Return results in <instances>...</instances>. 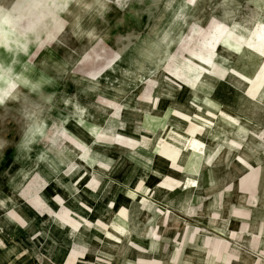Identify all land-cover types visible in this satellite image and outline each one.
<instances>
[{"label":"rangeland","instance_id":"rangeland-1","mask_svg":"<svg viewBox=\"0 0 264 264\" xmlns=\"http://www.w3.org/2000/svg\"><path fill=\"white\" fill-rule=\"evenodd\" d=\"M0 97V260L264 264V0H0Z\"/></svg>","mask_w":264,"mask_h":264},{"label":"crops","instance_id":"crops-1","mask_svg":"<svg viewBox=\"0 0 264 264\" xmlns=\"http://www.w3.org/2000/svg\"><path fill=\"white\" fill-rule=\"evenodd\" d=\"M8 246H10V245H8ZM8 246H7V248H10V249L12 248V247H8ZM10 249H8V250H10ZM8 250L2 249V251H4V253H6ZM20 253H22V249L20 251H18V253L15 254L14 257L11 254H9L5 258V261L0 260V264H32V262L30 260L25 261L26 260V259H24L25 257L23 255L21 256Z\"/></svg>","mask_w":264,"mask_h":264},{"label":"clouds","instance_id":"clouds-1","mask_svg":"<svg viewBox=\"0 0 264 264\" xmlns=\"http://www.w3.org/2000/svg\"><path fill=\"white\" fill-rule=\"evenodd\" d=\"M3 99V97H0V100H2Z\"/></svg>","mask_w":264,"mask_h":264},{"label":"bare ground","instance_id":"bare-ground-1","mask_svg":"<svg viewBox=\"0 0 264 264\" xmlns=\"http://www.w3.org/2000/svg\"><path fill=\"white\" fill-rule=\"evenodd\" d=\"M200 145H201V144H200ZM200 145H199V146H200ZM196 150H197V149H196Z\"/></svg>","mask_w":264,"mask_h":264}]
</instances>
